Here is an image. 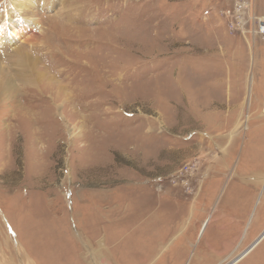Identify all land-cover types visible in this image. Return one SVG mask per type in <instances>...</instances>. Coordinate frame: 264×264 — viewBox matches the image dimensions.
Masks as SVG:
<instances>
[{"label":"rangeland","instance_id":"1","mask_svg":"<svg viewBox=\"0 0 264 264\" xmlns=\"http://www.w3.org/2000/svg\"><path fill=\"white\" fill-rule=\"evenodd\" d=\"M237 2H39L21 53L63 88L0 94V264H264V0Z\"/></svg>","mask_w":264,"mask_h":264},{"label":"bare ground","instance_id":"2","mask_svg":"<svg viewBox=\"0 0 264 264\" xmlns=\"http://www.w3.org/2000/svg\"><path fill=\"white\" fill-rule=\"evenodd\" d=\"M6 2H8V6L3 10L0 9V59L6 55L7 63V67H5L0 61V94L11 96L16 90V80L26 84H30L34 80L43 81L55 84L56 88L61 90L63 88L61 82L55 79L56 76L53 73H49L51 71H48L45 66L47 70L44 69L31 56H24L21 53L22 46H32L35 39L38 38L32 29L39 24L36 15L39 2L41 6L49 8L50 0H6ZM11 62L15 66L14 69L8 66V63L11 64ZM259 242L255 241L248 251Z\"/></svg>","mask_w":264,"mask_h":264},{"label":"crops","instance_id":"3","mask_svg":"<svg viewBox=\"0 0 264 264\" xmlns=\"http://www.w3.org/2000/svg\"><path fill=\"white\" fill-rule=\"evenodd\" d=\"M243 93L245 94V98L250 101H255V99L259 97L258 95H256L257 90H255L252 85V78H245L244 83L238 80V99L243 98Z\"/></svg>","mask_w":264,"mask_h":264},{"label":"built area","instance_id":"4","mask_svg":"<svg viewBox=\"0 0 264 264\" xmlns=\"http://www.w3.org/2000/svg\"><path fill=\"white\" fill-rule=\"evenodd\" d=\"M246 7L247 5L244 2V0H238L237 5L235 6V13L238 14V19L243 15V12L246 9ZM256 33L260 35L264 40V17H262V19L259 20Z\"/></svg>","mask_w":264,"mask_h":264},{"label":"water","instance_id":"5","mask_svg":"<svg viewBox=\"0 0 264 264\" xmlns=\"http://www.w3.org/2000/svg\"><path fill=\"white\" fill-rule=\"evenodd\" d=\"M263 237H264V232L258 237V239L256 240V243L259 242Z\"/></svg>","mask_w":264,"mask_h":264}]
</instances>
